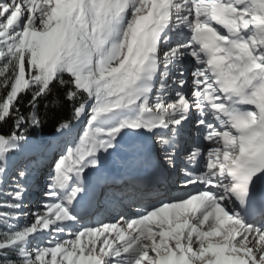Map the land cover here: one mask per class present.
Masks as SVG:
<instances>
[{
	"label": "snow or ice",
	"instance_id": "1",
	"mask_svg": "<svg viewBox=\"0 0 264 264\" xmlns=\"http://www.w3.org/2000/svg\"><path fill=\"white\" fill-rule=\"evenodd\" d=\"M58 93L72 117L55 134L83 127L28 211L30 173L9 183V169L26 149L47 157L30 130ZM9 121L0 264H264V0H0ZM122 148L171 189L114 188L106 161ZM126 198L135 215L89 222Z\"/></svg>",
	"mask_w": 264,
	"mask_h": 264
},
{
	"label": "bare ground",
	"instance_id": "2",
	"mask_svg": "<svg viewBox=\"0 0 264 264\" xmlns=\"http://www.w3.org/2000/svg\"><path fill=\"white\" fill-rule=\"evenodd\" d=\"M77 131H78V128L74 130L73 133L69 134V136L67 137H62V136H58V140H56V142L54 143L51 142L48 146H49V152L47 154V157L48 156H51V154L54 152V153H60L63 148H64V145L65 143L67 142V140L71 139L72 137H74L76 134H77ZM56 139V138H55ZM33 144H36L33 140H31ZM55 144V145H54ZM56 146V147H55ZM29 154H32L29 150H25V155H29ZM129 154H130V150L127 149V148H122L120 153L116 154L117 158L116 160L113 159V156L108 158V160L106 161V168H112V167H117L118 165L121 166V170L120 172L122 171H129L130 169H133V167L137 166L135 165V161H134V158L133 157L132 159L129 157ZM37 157V156H36ZM47 157L45 159H47ZM38 158V157H37ZM45 159L42 163H39L38 166L39 167H36L34 168V172L32 174V176H30L31 178H29L30 180V183L28 185V192H27V204H29V209H26L28 211H32V209L35 207V209L37 210V205L39 204L37 202V191L40 190V188L38 189V180L40 179H43L42 177L40 178L41 174L40 173V169L39 168H43L44 169V162H45ZM131 159V160H130ZM114 160V161H113ZM121 163V164H119ZM24 167V166H23ZM27 168L30 167V166H26ZM25 168V167H24ZM38 168V169H37ZM33 171V169H32ZM126 178L125 179H129L131 178V175H128V176H125ZM115 179H112L110 183H112ZM45 181L47 182V179H45ZM40 183H39V187H40ZM125 187V186H124ZM42 188V187H41ZM115 188V187H114ZM130 187L127 186V189L126 190H129ZM130 191V190H129ZM31 193V195H30ZM34 195L36 197H34ZM35 201V202H33ZM122 205H124V207L127 209L128 206H131L132 207V212H135L136 211V206H132V205H136L134 204L130 199H124L123 202L121 203ZM109 211H104V212H100V213H97L96 215H94L92 218H91V221L89 222H92V223H95L97 220H101V219H104V217L106 215L109 214V217L108 218H112L113 216L117 215V213L119 212H124V210L120 209V208H117L116 205H114L112 208H109L108 209ZM128 210V209H127ZM35 211V210H34Z\"/></svg>",
	"mask_w": 264,
	"mask_h": 264
},
{
	"label": "trees",
	"instance_id": "3",
	"mask_svg": "<svg viewBox=\"0 0 264 264\" xmlns=\"http://www.w3.org/2000/svg\"><path fill=\"white\" fill-rule=\"evenodd\" d=\"M60 104L54 109L50 110L45 123L41 129L30 130V136L34 139H44L55 133V128L57 127V122L59 120H69L72 117V105L64 100L63 94L58 93ZM28 98L25 99V103ZM51 100L52 97H49ZM22 111L27 112V108L22 106ZM41 114L44 113L43 104L40 106ZM11 128V121L8 124L0 126V133L7 134Z\"/></svg>",
	"mask_w": 264,
	"mask_h": 264
},
{
	"label": "rangeland",
	"instance_id": "4",
	"mask_svg": "<svg viewBox=\"0 0 264 264\" xmlns=\"http://www.w3.org/2000/svg\"><path fill=\"white\" fill-rule=\"evenodd\" d=\"M83 125L80 126V128H82ZM80 128H78V131L77 133L80 131ZM59 135H55L54 138H51V139H48V140H42V139H39V140H34V142L37 144V143H41V142H44L46 143L47 145H49L51 142L54 141V143L56 142V140H58ZM56 138V139H55ZM55 145V144H54ZM56 147V146H55ZM58 155L59 153H52L51 156H48L47 159H45V162H44V169L45 167L47 168L48 165L51 163L52 161V158H53V155ZM38 158L33 155V154H29V155H25V151L23 152H20V153H17L14 157H13V162H12V166L10 167L9 169V176H8V182L9 183H12L15 181L16 179V169L18 168H24L26 166H30L27 168V170L29 171L30 173V176H32L33 172H34V168L38 167ZM24 166V167H23ZM33 169V171H32ZM29 176V178H31ZM46 177V176H45ZM46 179V178H45ZM45 179H40L38 180V187H39V182H40V185L42 186V188H40V190L37 191L38 193V198L36 199L37 202L40 204L42 203L44 197L42 196V193L43 191L45 190V186H46V182H45ZM29 189V188H28ZM39 189V188H38ZM31 194V193H30ZM27 202V200H26ZM35 202V201H33ZM36 209H32V211H34Z\"/></svg>",
	"mask_w": 264,
	"mask_h": 264
}]
</instances>
